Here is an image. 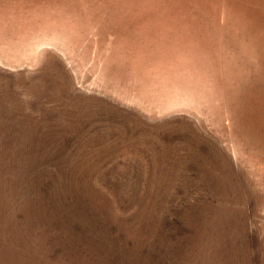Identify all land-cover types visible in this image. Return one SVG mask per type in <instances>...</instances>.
Wrapping results in <instances>:
<instances>
[{
  "label": "rangeland",
  "instance_id": "374dc122",
  "mask_svg": "<svg viewBox=\"0 0 264 264\" xmlns=\"http://www.w3.org/2000/svg\"><path fill=\"white\" fill-rule=\"evenodd\" d=\"M263 154L264 0H0V264H259Z\"/></svg>",
  "mask_w": 264,
  "mask_h": 264
},
{
  "label": "bare ground",
  "instance_id": "6f19581e",
  "mask_svg": "<svg viewBox=\"0 0 264 264\" xmlns=\"http://www.w3.org/2000/svg\"><path fill=\"white\" fill-rule=\"evenodd\" d=\"M55 39V38H54ZM33 41V40H32ZM37 41V40H36ZM38 44V43H37ZM37 44H36V46H37ZM35 46V47H36ZM45 46V45H44ZM41 47V46H40ZM39 47V48H40ZM35 49V48H34ZM34 51H37V50H34ZM33 55H34V53H33ZM32 55V56H33ZM34 57V56H33ZM34 62V61H33ZM32 66H33V64H32ZM188 99V98H187ZM181 101V100H180ZM179 102V101H178ZM180 103V102H179ZM184 103V102H183ZM182 104V103H181ZM180 104V105H181ZM166 107V106H165ZM162 109H164V108H162ZM233 136V135H232ZM233 154V153H232ZM259 154H261V153H259ZM238 155V154H237ZM264 155V154H263ZM257 156V155H256ZM261 155H258V157H260ZM257 158V157H256ZM263 158H264V156H263ZM261 159V157L259 158V160ZM251 160V159H250ZM257 160V159H256ZM256 162H258V161H256ZM261 163H262V160H261ZM252 164H254V163H252ZM264 164V162L262 163V165ZM260 165V164H259ZM259 168V167H258ZM263 168H264V166H263ZM260 169V168H259ZM233 176V175H232ZM262 177L264 176V175H261ZM260 178V177H259ZM264 180V179H263ZM258 181H259V179H258ZM257 181V182H258ZM256 182V183H257ZM260 182H261V179H260ZM239 186V185H238ZM262 188H263V186H262ZM242 189V188H241ZM257 193V192H256ZM255 195V194H254ZM258 196V195H257ZM259 197V196H258ZM264 197V196H263ZM263 197H260V198H263ZM257 199V198H256ZM37 200V199H36ZM258 200H260V199H258ZM263 199H261L260 201H262ZM256 201V200H255ZM259 201V203H261ZM255 204H257V203H255ZM263 205V204H262ZM40 206V205H39ZM256 208V207H255ZM264 208V207H263ZM257 209H259V207H257ZM264 211V210H263ZM254 213V212H253ZM260 213V212H259ZM258 213V214H259ZM264 213V212H263ZM245 215V213L243 214V216ZM253 215V214H252ZM245 217V216H244ZM258 217H260V215L258 216ZM243 218V217H242ZM247 217H245V219H246ZM249 218V217H248ZM259 219V218H258ZM251 220V219H250ZM260 220V219H259ZM249 221V220H248ZM261 221V220H260ZM244 222V221H243ZM256 222V221H255ZM260 224H262V223H260ZM248 226V225H247ZM251 227V231H249L248 232V230H247V232H246V229H243L242 228V230L244 231L245 230V233H247L246 235H248V238H247V243H249V246H252V249H253V252H254V254H255V257H256V259H257V261H258V263L259 264H264L263 263V260L262 259H264V227H262V225H261V227H260V225H259V223H258V226L257 225H255V224H253L252 223V225L250 226ZM15 229V228H14ZM241 229V228H240ZM250 229V228H249ZM242 231V232H243ZM244 233V234H245ZM241 244H243V243H241ZM246 245V244H245ZM248 248H250V247H248ZM249 250L250 249H244L243 247L241 248V250H238V249H236V250H234V252H235V254H232V256L233 257H236L235 255L236 254H239L238 255V258L236 257V259H235V261H231L232 263H234V264H246V262H247V260H250V259H247V254L249 253ZM233 252V253H234ZM253 255V254H252ZM250 257H252V256H250ZM250 257H248V258H250ZM34 261V260H33ZM256 264V263H255Z\"/></svg>",
  "mask_w": 264,
  "mask_h": 264
}]
</instances>
